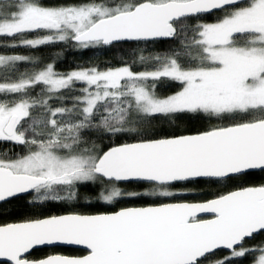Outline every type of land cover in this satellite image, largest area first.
<instances>
[{
	"label": "snow or ice",
	"instance_id": "obj_1",
	"mask_svg": "<svg viewBox=\"0 0 264 264\" xmlns=\"http://www.w3.org/2000/svg\"><path fill=\"white\" fill-rule=\"evenodd\" d=\"M0 264H264V0H0Z\"/></svg>",
	"mask_w": 264,
	"mask_h": 264
},
{
	"label": "trees",
	"instance_id": "obj_2",
	"mask_svg": "<svg viewBox=\"0 0 264 264\" xmlns=\"http://www.w3.org/2000/svg\"><path fill=\"white\" fill-rule=\"evenodd\" d=\"M119 56L118 53L109 52L105 53L103 50H91L86 54H80L69 51L64 58L63 62L59 64V70L67 71L73 68L74 66L83 64L85 62L96 61L103 62L108 60H115ZM96 209H89V211H95ZM72 254H79L73 252Z\"/></svg>",
	"mask_w": 264,
	"mask_h": 264
}]
</instances>
